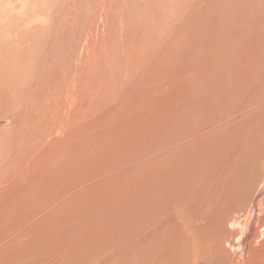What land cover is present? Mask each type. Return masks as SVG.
<instances>
[{"label": "rangeland", "instance_id": "374dc122", "mask_svg": "<svg viewBox=\"0 0 264 264\" xmlns=\"http://www.w3.org/2000/svg\"><path fill=\"white\" fill-rule=\"evenodd\" d=\"M261 9L243 15L235 0H0V178L8 186H0V238L27 233L15 250L0 252V264H136L135 247L127 245L136 243L142 215L151 225L173 226L180 222L174 201L190 210L212 190L220 197L225 189L227 201L235 194L231 203L244 204L224 220L226 239L239 235L235 249L246 233L243 216L256 203L261 229L264 110L236 129L218 130L221 121L264 102ZM204 126L214 144L184 149ZM240 144L246 149L239 153ZM235 161L246 175L237 184ZM191 169L180 179L178 171ZM175 179L188 191L183 198L174 192L171 201ZM22 189L35 199L24 207H33L26 219L16 206ZM26 220L32 227H22ZM249 244L245 263L253 264Z\"/></svg>", "mask_w": 264, "mask_h": 264}, {"label": "bare ground", "instance_id": "6f19581e", "mask_svg": "<svg viewBox=\"0 0 264 264\" xmlns=\"http://www.w3.org/2000/svg\"><path fill=\"white\" fill-rule=\"evenodd\" d=\"M237 2V6L238 8L241 10L240 12L245 13L246 11V7L249 5V11L251 13H259L262 9V7L264 6V0H263V3L260 2V0H235ZM262 1V0H261ZM222 3V2H221ZM248 3V4H247ZM237 9V8H236ZM234 10V9H233ZM232 10V11H233ZM264 11V10H263ZM249 12V13H250ZM246 13L250 16L251 14H249L247 11ZM211 14V13H210ZM216 14V13H215ZM219 14V13H218ZM217 15V14H216ZM255 15V14H254ZM257 16H254V17H258ZM213 16V15H212ZM217 16H220V15H217ZM228 18V17H227ZM260 18V17H259ZM263 18V17H262ZM261 18V22L264 21V18L262 19ZM214 19V18H213ZM224 19V18H223ZM227 20V19H226ZM263 20V21H262ZM219 21V20H218ZM222 21V20H221ZM230 21V20H229ZM254 21H255V18H254ZM253 23V21H251ZM230 23V22H229ZM248 23H250V21H248ZM256 24H259V23H256ZM210 25V24H209ZM226 25V23L224 24ZM231 25V23H230ZM262 26H263V23H262ZM264 27V26H263ZM260 28V27H259ZM224 29V28H222ZM228 30V29H227ZM249 30H252V31H255V29H249ZM259 30V29H258ZM246 31H247V28H246ZM250 31V32H252ZM257 31V30H256ZM250 35V34H249ZM229 36V35H227ZM226 36V38L228 39V37ZM165 37V36H164ZM219 37V36H218ZM221 37V36H220ZM250 38V37H249ZM254 38V37H253ZM37 39V38H36ZM172 40V39H171ZM230 40V39H229ZM238 40V39H237ZM231 41V40H230ZM233 41V39H232ZM231 41V42H232ZM250 41V40H248ZM235 42V40H234ZM205 43V42H204ZM208 43V42H207ZM206 43V46L208 45ZM222 43V42H221ZM245 43V42H244ZM237 44V42H236ZM241 44V43H240ZM260 44V43H259ZM244 45H248V42L247 44L245 43ZM242 46V44H241ZM248 46H251V43L249 42V45ZM253 46V45H252ZM211 47V46H210ZM242 48V47H240ZM249 48V47H248ZM254 48V47H253ZM232 49V48H231ZM250 51H251V48H249ZM244 50V49H243ZM248 50V54H251ZM218 52V51H217ZM180 53V52H179ZM227 53V52H226ZM253 53V51H252ZM225 54V53H224ZM239 54V53H238ZM230 57V56H229ZM232 58V57H231ZM241 58H244V57H241ZM251 58V57H250ZM23 59V58H22ZM21 59V60H22ZM259 59V58H258ZM236 60V59H234ZM241 62L244 60H241L239 59ZM250 60V59H249ZM246 61V60H245ZM259 62V61H258ZM26 63V62H25ZM217 64V62H216ZM218 65V64H217ZM214 66V65H213ZM18 67V66H17ZM220 67V65H218V68ZM215 68V67H213ZM217 69V68H216ZM214 70V69H213ZM211 74V73H210ZM226 74V73H225ZM208 76V75H207ZM246 78V77H245ZM243 79V78H242ZM199 80V79H198ZM227 80V79H226ZM202 82V81H201ZM233 83V82H232ZM210 85V84H209ZM215 87V86H214ZM223 87V86H222ZM225 88V87H223ZM227 88V87H226ZM225 88V89H226ZM204 89V88H203ZM236 89V88H235ZM202 90V89H201ZM224 90V89H223ZM233 90V89H232ZM196 91V90H195ZM209 91V90H208ZM221 92V91H220ZM219 90H218V93L220 94ZM223 92V91H222ZM225 92V90H224ZM236 92V91H235ZM213 93V92H212ZM206 94V93H205ZM235 93H233L234 95ZM240 94V93H239ZM216 95V93H215ZM229 95V94H228ZM231 95V94H230ZM237 94H235L236 96ZM263 95V94H262ZM21 96V95H19ZM207 96H208V93H207ZM219 95H217L218 97ZM226 96L227 94H225L224 96L222 97H218L217 98V101H220V99H224V102L226 103ZM210 97V96H209ZM232 97V95H231ZM192 98V97H191ZM233 98V97H232ZM235 98V97H234ZM2 99V98H1ZM213 99V98H212ZM261 102V101H260ZM259 102V104H260ZM215 103V102H214ZM258 103V102H256ZM255 103V104H256ZM254 104V105H255ZM262 105V106H261ZM35 106V105H34ZM262 107V108H261ZM9 108V107H8ZM260 108L261 110H264V102L260 105H257V107L255 108L254 110H251L254 111H250V112H244V113H241L242 111H238V113L236 114V118L233 119V116H231L230 118H228L225 121H221L220 123V127H222L220 129L219 127V131L222 132L223 130H226V128H235V126H239L240 125V121L242 120H247V118L249 119L250 116L254 117L257 116V114L259 113L260 111ZM10 109V108H9ZM18 109V108H17ZM198 109V108H195V110ZM203 109V108H201ZM249 109V110H250ZM21 110V109H20ZM193 110V113L194 111ZM215 110V109H213ZM198 111V110H197ZM204 111V110H203ZM202 111V112H203ZM212 111V110H211ZM244 111V110H243ZM14 112V111H13ZM196 112V111H195ZM201 112V113H202ZM210 112V111H208ZM207 112V113H208ZM261 112V111H260ZM197 113V112H196ZM199 113V112H198ZM216 113V112H215ZM214 113V114H215ZM262 113V112H261ZM14 114V113H13ZM195 114V113H194ZM213 114V116H215ZM217 114V113H216ZM263 114V113H262ZM12 115V114H11ZM198 115V114H197ZM205 115V114H204ZM209 115V114H207ZM205 115V116H207ZM14 116V115H13ZM203 116V115H202ZM204 117V116H203ZM209 117V116H208ZM217 117V116H216ZM206 118V117H205ZM215 118V117H214ZM8 119V118H7ZM212 119V118H211ZM38 120V119H36ZM221 120V119H220ZM252 119H250V122ZM35 122V121H34ZM218 122V121H217ZM246 122V121H244ZM243 122V123H244ZM210 126V125H209ZM216 126V125H215ZM213 125V127H215ZM218 126V125H217ZM207 127V126H206ZM201 128V126H200ZM208 129H210L209 127L205 128L204 126V130L206 133L203 132V135L202 133H200V131H196L197 133L195 134L196 136H192L193 138V141L192 142H188V144H185L183 146L184 149H186L188 147L189 150H191L192 153H195V150L199 148V144H200V141L203 140V144L205 146L206 145H209V144H214L213 141H207V139L209 138L210 136V132H208ZM9 130V129H7ZM10 131V130H9ZM224 132V131H223ZM227 132V131H226ZM228 133V132H227ZM4 134V133H3ZM5 134H8V133H5ZM220 134V133H219ZM223 134H226V133H223ZM222 134V135H223ZM8 136V135H7ZM191 136V135H190ZM9 137V136H8ZM16 137V136H15ZM243 137V136H242ZM4 140V139H3ZM187 140V139H186ZM244 141V140H243ZM6 143V142H5ZM161 143V142H160ZM242 143H246V142H242ZM182 146V145H181ZM44 147V146H43ZM207 147V146H206ZM238 149H242V151H244V149H246V146L245 145H242L241 144L238 146ZM177 151V150H176ZM34 152V151H33ZM40 152V150H39ZM38 152V153H39ZM157 152V151H156ZM155 152V153H156ZM241 152V150L239 151V153ZM41 153V152H40ZM159 153V152H158ZM164 153V152H163ZM246 153V152H245ZM248 153V152H247ZM246 153V154H247ZM160 154V153H159ZM244 154V152H243ZM37 155V154H36ZM39 155V154H38ZM237 155V153H236ZM234 155V156H236ZM241 155V154H240ZM40 156V155H39ZM150 156V155H149ZM179 156V155H177ZM243 156V155H242ZM165 157V156H164ZM241 158V156H239ZM246 157V156H245ZM38 158V157H37ZM238 158V157H237ZM236 158V159H237ZM249 158V156H248ZM36 159V158H35ZM160 159V158H159ZM158 159V160H159ZM235 159V160H236ZM151 160V158H150ZM239 160V158H238ZM163 161V160H162ZM161 160L158 162L160 164H163L165 165ZM243 161V160H242ZM178 162V161H177ZM184 162V161H183ZM258 162V161H257ZM31 163V162H30ZM143 163V162H142ZM155 164L157 162H154ZM181 163V162H180ZM179 163V164H180ZM240 164V161L238 162ZM41 164V163H40ZM152 164V163H151ZM176 165V163H174ZM187 164V163H186ZM189 164V163H188ZM187 164V165H188ZM12 165V164H11ZM143 165V164H141ZM149 165V164H148ZM234 165L236 167L237 166V163L236 161L234 163H232V168H234L232 171H231V174H232V177L234 178L236 184L238 183V179H240L243 174L245 173H242L238 168H235ZM241 165V164H240ZM162 166V165H161ZM167 166V165H166ZM165 166V167H166ZM159 168V166H157ZM4 168V167H3ZM13 168V167H12ZM11 168V169H12ZM155 168V167H154ZM157 168V169H158ZM156 169V170H157ZM164 169V167H163ZM155 170V174L156 175H160L163 173V170H159L160 171H156ZM168 170V169H167ZM172 170V169H171ZM24 171V170H23ZM39 171V170H38ZM178 171V170H177ZM193 170L191 169L190 171L188 172H185L183 174V171H178V175L181 178H185L188 177L187 175L190 174V173H193L192 172ZM203 171V170H202ZM147 173V172H146ZM177 173V172H176ZM176 173L172 172L170 173V176H176ZM197 173V172H196ZM200 173V172H199ZM20 174V173H19ZM145 174V173H144ZM198 175V174H197ZM245 175V174H244ZM247 175H248V172H247ZM202 176V175H201ZM246 176V175H245ZM250 177L253 175L250 174L249 175ZM135 177V176H134ZM160 177H164V176H160ZM217 177V176H215ZM226 177V176H225ZM251 177V178H252ZM4 178V177H3ZM130 178V177H128ZM23 179V178H22ZM25 179V178H24ZM138 179V178H137ZM160 179V178H159ZM216 179V178H214ZM244 179V178H242ZM250 179V178H249ZM178 179H175V182L177 181ZM217 180V179H216ZM5 180H3L2 178H0V186L2 187V189H4L3 191H5L6 187L7 186V183L4 182ZM128 181V180H127ZM187 181V180H186ZM251 181V179H250ZM26 182V181H25ZM24 182V183H25ZM29 183V181H27ZM152 182V181H151ZM159 182V181H158ZM211 182V181H210ZM243 182V180L241 181V183ZM23 183V184H24ZM28 183L26 185H28ZM153 183V182H152ZM191 183V182H190ZM245 183V182H244ZM251 183V182H249ZM139 184V183H138ZM176 184H178V187L177 188H173L174 191L170 192L169 197L170 195H172L174 192H177L178 194L180 193L182 198L184 196H186V192L188 191V189L186 187H184V184H182L181 180L177 181ZM232 184V183H231ZM235 184V185H236ZM9 185V184H8ZM141 185V184H140ZM193 185V184H192ZM30 186V184L28 185ZM27 186V187H28ZM162 186H164L162 184ZM166 186L169 188V184H166ZM172 186V185H171ZM186 186V184H185ZM189 186V184H188ZM187 186V187H188ZM211 186V185H210ZM23 187V186H22ZM34 187V186H32ZM140 187V186H139ZM138 187V188H139ZM156 187V185H155ZM193 187V186H192ZM231 187H235L234 185H231ZM246 187V186H245ZM31 188V187H30ZM172 188V187H171ZM195 188V186H194ZM249 188V187H248ZM9 189V188H8ZM28 190H30L29 188H27ZM34 188H32L33 190ZM170 189V188H169ZM238 189V188H237ZM264 189V188H263ZM23 190V189H22ZM160 190V189H159ZM240 190V189H239ZM243 190V189H242ZM247 189H245L246 191ZM2 191V192H3ZM229 191V190H228ZM232 191V190H231ZM1 192V193H2ZM37 192V191H36ZM146 192V191H145ZM182 192V193H181ZM243 192V191H242ZM27 193V192H26ZM23 190V192L19 193V198L15 197L16 198V206L17 204H19V209H20V214L21 216H23L25 219H26V216H27V213H26V209L27 208H24V207H27V205L34 202L35 199H28V195L26 194ZM33 195H34V191H32ZM150 193V192H149ZM148 193V194H149ZM169 193V192H168ZM234 193V191H233ZM232 193V194H233ZM237 193V191H236ZM151 194V193H150ZM178 194L175 196L174 199H178L177 196ZM260 194V193H259ZM259 194L258 196L256 195V201L259 198ZM32 195V194H30ZM37 195V193H36ZM119 195V194H118ZM147 195V194H146ZM220 197L218 196V193H217V190H212V192L208 195V197H204V193L202 194V197H201V203H198L197 205H193L190 206V210H186V207L178 202V201H174L173 203H176L178 209L177 211L175 212V215L177 216V220L180 221V222H177L175 219H173V222L175 220V224L172 226L171 224H169V221H165L164 219V223L166 224H160L161 227L159 225H156V224H152L154 228H151V224L146 222V216L145 215H142V218L141 220H138L140 221V225L138 227V231H140V233H149L148 236L146 235H143L142 236V239L141 237L139 236V233L138 231L136 232L137 236H136V243L131 246V245H127L129 246L130 248L132 247H135V254H134V258H136V264H246L245 263V260L247 261V256L248 255V252L247 251L250 247V242H253L254 243V248L253 250H256L255 254L253 255L252 254V259H251V262H253V264H261L260 262V259H264V223L263 225L260 227L261 229H259L258 231H256V226L258 224L259 221H257V219L259 220L260 219V215H259V210L257 208V203H256V206L254 204L253 207H251V209H249V211L243 216L244 217V220H245V227L243 228V230L246 231L245 235L242 237V244L241 246L238 248V249H235L236 245L233 244L235 238L236 240L238 241V237L239 235H237V230H236V237L234 236L233 238H228V235H226V227H228L226 225V223L224 222L225 218H228L229 215L231 216V214H236L239 212L240 209H242L244 206V204H242V202L238 200V203H237V200H235V202H232L231 203V198L232 196H236L235 194H233L231 196V198L227 201L228 199V192L224 189V191L220 192ZM240 195V194H239ZM238 195V197H239ZM262 195V194H261ZM260 195V196H261ZM116 196V195H115ZM241 197H243L242 195H240ZM37 197V196H35ZM149 197V196H148ZM156 197V196H155ZM166 197V196H165ZM167 197V198H169ZM262 197V196H261ZM115 198V197H114ZM140 198V197H139ZM181 198V197H180ZM130 199V198H129ZM171 200V197L169 198ZM173 199V198H172ZM162 200V199H161ZM244 200H246L244 198ZM117 201V200H116ZM138 201V200H137ZM152 201V200H151ZM172 201V200H171ZM109 202V201H108ZM134 202V201H133ZM230 202V204L228 203ZM151 203V202H150ZM161 203V202H160ZM184 203V202H183ZM237 203V204H236ZM250 203V202H249ZM147 204V203H146ZM145 204V205H146ZM170 204V203H168ZM110 205V204H109ZM40 208L36 211L35 213V219H34V224L35 226L38 228V231L39 229L41 228V224L42 222L44 221V213H43V216L40 212V210H43L41 209V204L39 205ZM99 206V205H97ZM113 206V205H112ZM140 206V204H139ZM142 206V205H141ZM147 206V205H146ZM198 206V208H197ZM148 207V206H147ZM150 207V206H149ZM152 207V206H151ZM29 208H33L32 206H28V209ZM36 207L34 206V209ZM197 208V209H196ZM27 209V210H28ZM105 209V208H104ZM115 210V209H114ZM139 210V208H138ZM172 210V209H171ZM238 210V211H237ZM245 210H246V207H245ZM31 211V210H30ZM134 211V210H133ZM156 211V210H155ZM129 212V211H128ZM138 212V211H137ZM144 212V211H143ZM148 211H146V214ZM150 212V211H149ZM33 213V212H32ZM113 213V212H112ZM190 213V214H189ZM31 214V213H30ZM28 214V215H30ZM118 214V213H117ZM133 214V213H132ZM32 215V214H31ZM161 213H156V215L154 216V219L156 218H160ZM166 216H171L169 215L168 213H165ZM228 215V217L226 216ZM34 216V215H33ZM126 216V215H124ZM145 216V217H144ZM149 216V214H148ZM29 217V216H28ZM99 217V216H98ZM101 217V216H100ZM153 217V216H152ZM151 217V218H152ZM173 218V216H171ZM170 217V218H171ZM259 217V218H258ZM30 218V217H29ZM32 218H31V221H32ZM169 218V219H170ZM171 218V220H172ZM194 218V219H193ZM230 218V217H229ZM228 218V219H229ZM168 219V218H167ZM137 220V221H138ZM230 220V219H229ZM227 220V222L229 221ZM27 221V220H26ZM30 221V222H31ZM136 221V222H137ZM138 221V222H139ZM212 221H219L220 222V225H217V226H212ZM158 222V221H157ZM232 222V221H231ZM33 223V221H32ZM145 223H148L150 224L151 226H149L147 228L146 224ZM215 223V222H214ZM229 223V222H228ZM261 223V224H262ZM29 221H27L24 225H22L23 228L27 229V226L29 227ZM33 224V225H34ZM44 224V223H43ZM138 224V223H137ZM216 224V223H215ZM260 224V225H261ZM229 225V224H228ZM144 226H146L144 228ZM231 226V225H230ZM10 227V226H9ZM8 227V228H9ZM30 227H32V224L30 225ZM242 227V226H241ZM141 228V230H140ZM229 228V227H228ZM231 228V227H230ZM255 228V231L253 233V230ZM241 230V229H240ZM33 231V230H32ZM36 231V229H35ZM234 231V230H233ZM24 232V231H23ZM27 232V231H26ZM37 232V231H36ZM132 232V231H131ZM239 232V231H238ZM21 233V232H20ZM228 233V232H227ZM241 233V232H240ZM13 234V235H12ZM27 233H24L21 235L18 234V233H15L14 232L12 233H8L7 235L3 236L2 238H0V242L3 243V246H0V252L1 251H4V250H15L18 245V240L25 236ZM101 235V234H100ZM103 235V234H102ZM141 235V234H140ZM230 236V234H229ZM40 238V237H39ZM135 238V237H134ZM75 239V238H74ZM131 242H133L131 240ZM239 242V241H238ZM122 243V242H121ZM249 245V247H248ZM121 246V244H120ZM62 247V246H61ZM67 248V247H66ZM125 248V247H124ZM131 248V249H132ZM251 248V247H250ZM235 249V250H234ZM72 250V249H71ZM124 250V249H123ZM127 250V249H126ZM129 250V248H128ZM252 251V250H250ZM254 252V251H253ZM109 253V252H108ZM111 253V252H110ZM228 253H231V255L228 257ZM124 254V253H123ZM123 254H120L119 256H123ZM263 254V255H262ZM126 255L128 256L129 254H125V257ZM118 256V257H119ZM117 258V257H116ZM120 258V257H119ZM127 258V257H126ZM128 260L130 259V255H129V258H127ZM126 259L123 260L124 262H128ZM133 259V257L131 258ZM121 260V258H120ZM103 261V260H102ZM250 261V260H249ZM113 262V261H112ZM130 262V261H129ZM260 262V263H259ZM49 263H52V262H49ZM48 263V264H49ZM121 263V261H120ZM132 263V262H131ZM130 263V264H131ZM263 263V262H262ZM59 264V263H58ZM106 264V263H105ZM122 264H125V263H122ZM127 264V263H126ZM129 264V263H128ZM135 264V263H134ZM248 264V263H247ZM264 264V263H263Z\"/></svg>", "mask_w": 264, "mask_h": 264}]
</instances>
